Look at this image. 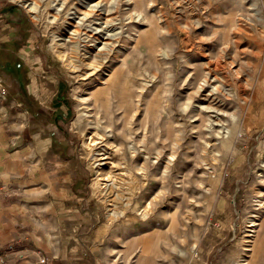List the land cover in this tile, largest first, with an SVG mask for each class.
<instances>
[{
    "label": "rangeland",
    "instance_id": "374dc122",
    "mask_svg": "<svg viewBox=\"0 0 264 264\" xmlns=\"http://www.w3.org/2000/svg\"><path fill=\"white\" fill-rule=\"evenodd\" d=\"M102 15L117 36L101 56ZM6 26L39 61L33 107L77 162L66 209L21 241L39 264H264V0H0ZM19 94L0 76L1 104Z\"/></svg>",
    "mask_w": 264,
    "mask_h": 264
},
{
    "label": "crops",
    "instance_id": "0c3cea01",
    "mask_svg": "<svg viewBox=\"0 0 264 264\" xmlns=\"http://www.w3.org/2000/svg\"><path fill=\"white\" fill-rule=\"evenodd\" d=\"M6 27L0 32V76L27 96L13 95L0 103V264H39L37 251L21 241L29 231H49L51 213L66 209L77 162L66 159L67 146L54 141L45 114L32 105L43 98L33 89L38 79L31 76L38 59L27 51L25 35ZM12 100L31 106L13 111ZM32 236L37 246L52 241L50 234L41 237L46 243L38 234Z\"/></svg>",
    "mask_w": 264,
    "mask_h": 264
},
{
    "label": "bare ground",
    "instance_id": "6f19581e",
    "mask_svg": "<svg viewBox=\"0 0 264 264\" xmlns=\"http://www.w3.org/2000/svg\"><path fill=\"white\" fill-rule=\"evenodd\" d=\"M28 4H30V6L32 8H34L36 6V1L29 2ZM96 4H98V3H96ZM96 4L94 5V7L96 6ZM94 10H95L94 8H91L90 10H82V12H80V13H82L85 16H89V15H91L94 12ZM111 19L112 18H110L109 16L102 15L100 17V20L99 21H96V23L98 24V26L95 27V29H96L95 32L93 31L92 34L89 35V36L95 37L96 42H94L93 45L95 46V49L97 50V53L101 54V56H102V54H107L108 51H110L112 49L113 39H115L116 36H117V32L113 30L114 28H113V23H112V20ZM76 32H77V30H73L72 31V34H76ZM63 43H64V41L63 42H60L59 45H61ZM93 50H94V48H93ZM59 51L62 52L61 49H59ZM87 51H89V50L87 49L85 52H87ZM102 74L103 75H107V74H109V72L105 71ZM223 77L224 76L220 72V68H219V64L218 63H216V64H214L212 66H209L208 71L206 73V78L204 79V82L201 85V89H203V90H209V95H214L216 92L220 91L222 89V87L224 86V83H223V81L221 79ZM222 136H224V134ZM97 138L98 137H96V132H94V131L91 132L90 135L88 136V142H87V144L88 145H94V144L98 143V139ZM104 138H105V136L101 137V139H104ZM102 154H106V151L104 153H102ZM100 158H105V157H100ZM172 158H173V155H171L170 159H172ZM142 171H144V170H142ZM110 177L111 176H110V174L108 172L103 173V176L101 177V179L103 180L101 185H102V187H104V189H107L108 188L107 186H108L109 183H107L106 181L109 180V179H111ZM147 207H148V203H147V205L144 206V208L142 210V212H144V214L147 211ZM257 223L256 222H253L252 225L253 224H257ZM242 264H245V263H242Z\"/></svg>",
    "mask_w": 264,
    "mask_h": 264
},
{
    "label": "built area",
    "instance_id": "2783aa9c",
    "mask_svg": "<svg viewBox=\"0 0 264 264\" xmlns=\"http://www.w3.org/2000/svg\"><path fill=\"white\" fill-rule=\"evenodd\" d=\"M3 92L5 93V90ZM42 261H45V258H42Z\"/></svg>",
    "mask_w": 264,
    "mask_h": 264
}]
</instances>
